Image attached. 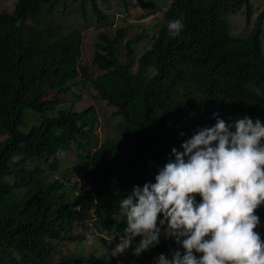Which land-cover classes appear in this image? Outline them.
<instances>
[{"label":"trees","instance_id":"obj_1","mask_svg":"<svg viewBox=\"0 0 264 264\" xmlns=\"http://www.w3.org/2000/svg\"><path fill=\"white\" fill-rule=\"evenodd\" d=\"M138 1L149 9L145 0ZM38 3L39 0H23L20 11ZM40 6H45L50 14L57 8L62 20L72 12L88 15L89 10L95 13L99 22L108 19L97 0H42ZM243 7H246L248 23H251L252 0H173L165 14L166 23L161 26L160 41L154 42L153 49L142 56L139 61L142 66L136 74L140 84L151 80L155 85L158 83L168 89V94L176 91L177 95L169 104L147 110L139 109L137 103L133 106L145 86L133 84L131 66L134 53L130 44L127 45L130 53L126 59V70L118 78L99 76L92 79L85 67L81 69L93 87L103 90L109 103L118 107L119 114L124 117L117 129L124 142L106 140L92 161L83 167L84 180L93 186L102 209L118 204L116 212L119 213V201L130 194L133 186L142 188L145 183L154 184L158 171L168 162L172 148L183 151L181 144L198 129L213 127L216 123L214 113L226 123L248 116L253 122L259 119L264 125V54L261 42L264 8L252 33L244 39L230 34L227 19L229 12L236 14ZM181 18L184 28L173 37L168 24ZM168 37L171 42H167ZM54 41L58 52L71 48L72 39L68 31L56 34ZM116 44L117 41L105 48L107 56L100 55L99 68L108 70L119 64L115 55ZM75 48L70 53L73 57ZM55 50L53 53L59 57L51 60L48 70L37 75L38 86L28 96L24 94L22 102L23 85L17 79L19 75L23 76L24 69L16 66L12 58L2 59L0 55V136L9 133V137L0 141V264L78 263L77 255L64 248L65 243H73L77 239V223L82 221V217L68 210L74 203L88 207L92 200L88 191L82 188L76 195V184L68 186L57 180L47 182L42 177L41 168L35 171L22 168L26 160L33 159L37 153L43 157L46 151L58 152L61 149L50 143L42 147L46 144L43 133L34 141L25 137L19 129L24 117L17 118L15 107L18 102L23 114L32 118L40 111L42 92L51 88L68 91L65 85L74 76L73 67L77 61L65 58L68 74L62 81L52 80L53 74L61 72L63 58ZM168 50L174 57L166 56ZM47 61L48 58L44 59L45 66ZM90 111L88 109V115ZM86 142L92 146L91 142ZM21 153L23 158L13 163V154ZM17 167L22 168L21 171H17ZM60 190L71 191L65 198L54 193ZM196 201L201 202V198L197 196ZM255 214L260 218L256 231L264 241V208L256 210ZM162 219L161 215L157 227H161L159 220ZM166 227L165 224L161 228L159 244L143 252L137 264L151 261L161 254L171 259L170 253L175 250L184 254V249L174 238H162ZM124 228L121 227L122 234ZM140 239L136 237L133 245ZM194 255L199 258L201 254ZM111 262L104 258L102 261L98 259L96 264H116Z\"/></svg>","mask_w":264,"mask_h":264},{"label":"clouds","instance_id":"obj_2","mask_svg":"<svg viewBox=\"0 0 264 264\" xmlns=\"http://www.w3.org/2000/svg\"><path fill=\"white\" fill-rule=\"evenodd\" d=\"M22 1L14 0L12 11L0 8V55L2 59L12 58L16 66L24 69L23 76L19 75L17 79L23 85L21 102L24 94L28 96L38 86L37 75L48 70L51 60L59 57L53 53L58 47L54 41L56 34L68 31L72 44L69 50H63L64 54L55 50L63 58L60 63L61 72L53 74L52 80L62 81L68 74L64 65L67 63L65 58H75L77 61L73 67L74 76L65 85L68 91L51 88L42 92L40 111L36 116L28 117L23 114L20 104H15L17 118L24 117L19 129L25 137L34 141L43 133L46 144L42 147H47L50 143L56 149H61L58 152L46 151L43 157L37 153L33 159L26 160L22 168L34 171L41 168L42 177L49 183L57 180L68 186L76 184V195H79L82 188L88 191L92 200L88 207L74 203L68 210L82 217V221L77 223V239L73 240V243H65L69 247L74 245L68 250L77 255V264H96L98 259L102 261L104 258L116 264H120L121 260L125 261L124 264H137L143 252L159 244L161 228L165 224L167 227L162 238H174L184 249V254L175 250L170 253L171 259L161 254L154 256L151 261L139 264H264V241L256 231L260 218L255 214L264 204V125L259 119L253 122L250 117L245 116L234 123H226L214 113L215 125L198 129L189 140L181 144L183 151L172 148L168 162L155 177V183H145L142 188L133 186L130 194L119 201V213L116 212L118 204L102 209L93 186L84 180L83 167L92 161L106 140H112H98L95 133L98 124L96 108H103L102 111L110 119H119L121 122L117 129L124 117L119 114L118 107L109 103L103 90L93 87L81 69L85 67L92 79L99 76L118 78L126 70V59L130 53L127 45L130 44L134 53L131 66V72L134 74L133 84L145 86L133 106L137 103L139 109L147 110L169 104L173 96L177 95L176 91L168 94V89L158 83L155 85L151 80L140 84L136 74L142 66L139 62L142 56L153 49L154 42L160 41L161 26L166 23L165 14L172 3L165 11L160 27L155 33L136 35L125 41L124 61L119 59L117 49L125 38V30L118 28L113 37L100 32L95 45L94 64L101 73L93 77L83 64L84 38L94 25L100 27L110 22L108 13L103 12L108 19L101 22L92 12V17L80 13L70 17L74 14L72 12L66 14V18L62 20L59 18L62 16L56 13L59 12L57 8L50 14L45 8L49 4L41 7L42 0H39L36 6L20 11ZM106 1L102 0L103 3ZM141 16L143 20L148 18L145 12ZM92 19L95 20L91 21ZM183 28L182 18L168 24L169 33L173 37L178 36ZM250 34L231 35L248 39ZM116 41L115 55L119 64L108 70L99 68L100 55L107 56L105 48ZM144 42L150 43V47L136 59V45ZM167 42H171L170 37ZM74 48L75 57L70 54ZM166 56L174 57L169 50ZM46 58L48 61L45 66ZM135 66L137 69L134 71ZM76 78H82L91 90L86 96L77 94L72 99L75 92L72 89L77 84V81H74ZM88 109H91L89 115ZM7 136L9 137V133L1 137L6 139ZM81 139L84 142H81ZM86 141L91 142L92 146L89 147ZM118 141L124 142L121 138ZM68 150H72V153L68 154L73 156L79 151L75 157L80 167L74 172H60L61 162L72 158L65 156ZM22 158L21 153L13 154L11 159L16 163ZM22 168L17 167L16 170L21 171ZM70 191L60 190L54 193L67 198L66 193ZM197 196L201 198L199 203L196 201ZM161 215V227H157ZM122 226L125 227L123 234ZM136 237L141 239L133 245ZM125 252L133 254L130 253L128 257L123 255ZM194 253L201 255L198 258Z\"/></svg>","mask_w":264,"mask_h":264},{"label":"rangeland","instance_id":"obj_3","mask_svg":"<svg viewBox=\"0 0 264 264\" xmlns=\"http://www.w3.org/2000/svg\"><path fill=\"white\" fill-rule=\"evenodd\" d=\"M98 6L104 13H108L110 16V22L107 25L97 27L93 26L91 30H89L84 38L83 43V64L87 66L89 73L93 77H97L101 72L98 70L96 65L94 64L95 58V45L99 38L100 32H105L113 37L118 28H122L125 30V38L121 41L117 49V54L121 61L126 59V47L125 41L129 40L132 37L140 34H150L152 35L159 29V25L163 20V16L165 11L172 3L173 0H145L149 5V9H146L142 6L140 1L138 0H107L105 3L102 0H97ZM13 2L14 0H0V8L2 10L12 11L13 10ZM253 6V19L251 23L247 22L246 19V7H243L238 13L233 14L229 12L228 14V23L230 26V34L241 35V34H250L254 28V22L257 20L258 15L264 8V0H252ZM150 11V12H149ZM145 12L148 16L147 19L143 20L141 14ZM59 14V12H56ZM79 14V13H78ZM53 15V14H52ZM77 14H73L70 17H74ZM88 15H92L91 10H89ZM95 16V14H94ZM92 17V16H90ZM92 19L91 21H94ZM101 27L103 29H101ZM262 43H263V51H264V25L262 31ZM138 55L136 59L141 56V54L150 47V43L144 42L143 44L136 45ZM137 69V66L134 67V71ZM77 84L73 86L75 92L72 95V99L74 95L83 94L87 95L88 91L91 90V87L88 83L84 82L82 78L75 79ZM100 108H96V116L98 117V124L95 130L96 136L99 141H104L105 139H119L122 137L119 131H117V125L121 122L119 119H110L107 117L106 113L102 111ZM29 125V124H28ZM4 139L0 136V141ZM76 151L74 156L68 153H72V150H68L65 156H71L72 158L61 162L60 172H74L79 167L80 164L76 160ZM85 151H83L84 153ZM48 175H51L48 173ZM264 208V204L261 205ZM74 245L71 247L65 246V250L72 249ZM87 252V251H86ZM133 252H125L123 255L129 257V254ZM125 261L121 260L120 264H124Z\"/></svg>","mask_w":264,"mask_h":264}]
</instances>
